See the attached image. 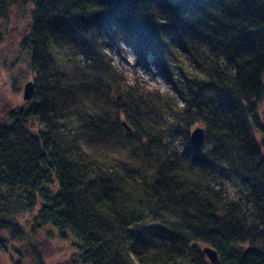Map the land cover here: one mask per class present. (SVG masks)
Segmentation results:
<instances>
[{
	"label": "trees",
	"instance_id": "obj_1",
	"mask_svg": "<svg viewBox=\"0 0 264 264\" xmlns=\"http://www.w3.org/2000/svg\"><path fill=\"white\" fill-rule=\"evenodd\" d=\"M17 3L33 7L18 49L34 89L0 124V242L38 210L77 242L73 264H212L206 247L264 264V0H0V45ZM121 44L181 73L182 109L124 82ZM178 122L205 129L201 149L171 139Z\"/></svg>",
	"mask_w": 264,
	"mask_h": 264
},
{
	"label": "rangeland",
	"instance_id": "obj_2",
	"mask_svg": "<svg viewBox=\"0 0 264 264\" xmlns=\"http://www.w3.org/2000/svg\"><path fill=\"white\" fill-rule=\"evenodd\" d=\"M32 9L31 4H14L8 19L1 25L3 41L0 45V124L7 121L10 112L27 106L28 101L24 100V87L28 82H33V75L29 60L18 49V43L29 30ZM107 51L127 85L137 86L142 92L158 90L178 100L174 87H182L179 82V79L182 80L180 72L174 71L171 79L167 80L151 59L144 60L135 56L124 44L109 47ZM256 103L259 116L264 123V92ZM184 106L185 104L178 100L177 109ZM164 118L167 122H174L169 113H166ZM182 124L175 123L171 137L180 149L183 148L186 136L190 137L196 128L202 127L196 124L186 131ZM258 139L260 140L259 136ZM223 186L228 197L233 200L239 199L241 187L238 184L226 182ZM37 214L38 210H35L32 214L19 218L18 226L24 234L21 241L2 237L0 264H73L79 258L77 242L71 237L61 239L51 228L38 226L35 222Z\"/></svg>",
	"mask_w": 264,
	"mask_h": 264
},
{
	"label": "water",
	"instance_id": "obj_3",
	"mask_svg": "<svg viewBox=\"0 0 264 264\" xmlns=\"http://www.w3.org/2000/svg\"><path fill=\"white\" fill-rule=\"evenodd\" d=\"M33 89L34 84L33 82H28L24 87V100L29 101L32 98L33 95ZM123 126L126 128V130L129 132L130 128L127 126V124L124 122ZM190 141L194 149L199 150L203 147L205 142V129L202 127L196 128L190 135ZM203 253L206 255L208 260L215 264L219 261L218 254L215 250H213L210 247H206L203 249Z\"/></svg>",
	"mask_w": 264,
	"mask_h": 264
}]
</instances>
